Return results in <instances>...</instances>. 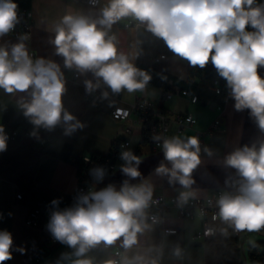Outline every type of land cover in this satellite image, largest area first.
Instances as JSON below:
<instances>
[{
	"label": "crops",
	"instance_id": "1",
	"mask_svg": "<svg viewBox=\"0 0 264 264\" xmlns=\"http://www.w3.org/2000/svg\"><path fill=\"white\" fill-rule=\"evenodd\" d=\"M13 2L17 4V8L32 11L34 28L29 39L22 40V37L9 32L0 36V47L10 52L13 45L22 42L30 58V53H34L31 58L33 63L44 59L57 64L65 84L62 94L63 111L75 118L68 123L79 122L81 126L70 133L67 131L68 123L63 119L51 128L37 126L31 117L25 115L22 107L31 102L32 89L7 93L0 88V123L7 121L21 129L32 130L16 141L7 139V149L0 153V231L7 230L13 239L12 259L4 264H21L26 256L43 246L48 232L47 218L56 208L49 205L45 197L64 201L68 194L78 189L83 180L90 178L79 176L77 166L70 159L43 152V147L61 150L65 144H70V157L90 156L93 153H109L117 137L121 141L129 140L128 146L120 145L114 157L116 169L103 180L95 181L92 192L109 185L119 191L125 180L131 185L147 182L152 186V197L160 192L180 196L181 192L186 191L193 193L189 197H205L217 190L228 193L240 189L244 178L237 169L226 164V159L245 146H254L259 151L261 144H264V130L259 127L250 109L235 108L232 90L225 96L216 93L205 79H199L195 88L201 97L198 102H192L189 96L180 93H174L170 99H162L160 88L163 84H160V79L166 77L175 83L185 81L190 62L170 50L162 38L147 29L146 23L129 16L112 24L111 28L100 24H97V28L106 32V40H113L118 55H125L129 63L138 70L149 73L151 79L143 90L130 93L122 89L115 93L91 70L81 72L75 66L65 70V58L57 54L53 43L56 29L67 28L62 23L65 16L98 21L110 0H101L98 7H90L78 0ZM259 5H264V0H255L253 7ZM246 30L254 31L251 26ZM161 54L165 55L163 59L159 62L152 61V56ZM74 70L79 72L77 78H74ZM257 72L264 79V66H258ZM86 81L98 85L89 95H86ZM98 92L107 95L104 99H97ZM138 97L149 98L155 109L161 108L171 117L185 112H191L197 117V122L183 133L179 134L173 126L169 139L194 137L195 130L206 129L219 114V106H225L224 121L220 128L199 142L201 162L193 170L194 183L189 189H185L178 181L170 183L168 175L156 173V168L161 164L171 168V163L165 159L164 152L156 150L152 141L141 142L142 126L136 123L135 114L126 121H120L111 114L113 107L129 108ZM124 125L130 126L132 132L123 131ZM137 149L140 150L139 154L136 153ZM123 151H131L140 157L139 177L133 179L121 171L124 161L120 154ZM21 191L25 194L19 200L17 194ZM150 203L151 201L144 209L143 216L138 218L142 231L137 233V243L125 248L123 237L113 243L114 247L124 248V264H264V248L258 251L259 260L250 257L252 247L264 242V229L243 230L236 235L230 222L220 218L216 223V234L211 238L201 239L195 236L202 227L201 217H180L177 210L172 209L164 221L151 220L146 215ZM31 207L40 209L38 226L26 223ZM165 225L176 226L179 230L177 233L165 234ZM19 249H23V252ZM112 258V248L106 247L103 241L90 247L82 256L76 255V248L59 242L47 249L38 262L32 264H76L77 260H88L90 264H109Z\"/></svg>",
	"mask_w": 264,
	"mask_h": 264
},
{
	"label": "clouds",
	"instance_id": "2",
	"mask_svg": "<svg viewBox=\"0 0 264 264\" xmlns=\"http://www.w3.org/2000/svg\"><path fill=\"white\" fill-rule=\"evenodd\" d=\"M254 3L255 0H110L98 21L65 16L62 23L67 28L56 29L53 43L57 54L65 58L66 67L93 71L113 92L143 90L150 75L134 67L125 55H118L113 40H106V32L97 28V24L111 28L120 19L132 16L146 23L150 32L193 66L204 67L211 58L232 90L235 108L250 109L264 130V79L257 72L258 66H264V5L253 7ZM17 22V4L0 0V36ZM248 26L254 31H247ZM85 84L87 91L98 86L91 81ZM0 88L7 93L32 89L31 102L22 107L37 126L51 128L61 119L65 123L75 119L62 108L65 84L59 66L44 59L33 63L22 42L13 45L10 52L0 47ZM80 126L79 122L68 123L67 131ZM7 139L0 127V153L7 149ZM162 147L171 168L161 164L156 173L168 175L170 183L178 181L189 189L194 183L193 170L201 162L198 139L189 137L185 142L173 137L165 139ZM120 158L125 176L135 179L141 175L139 156L123 151ZM226 164L237 169L244 182L239 195L219 199V216L238 231H258L264 227V144L259 151L254 146L235 151L227 157ZM91 174L101 181L105 170L97 167ZM152 192L147 182L131 185L125 180L119 191L109 185L79 197L73 207L54 211L47 227L56 240L76 248L77 256L101 241L111 245L120 237L123 247L130 248L142 231L138 218L148 207ZM191 195L190 191L181 192L180 200L186 202ZM12 246L11 233L0 231V264L12 259ZM76 264L90 261L77 260Z\"/></svg>",
	"mask_w": 264,
	"mask_h": 264
},
{
	"label": "built area",
	"instance_id": "3",
	"mask_svg": "<svg viewBox=\"0 0 264 264\" xmlns=\"http://www.w3.org/2000/svg\"><path fill=\"white\" fill-rule=\"evenodd\" d=\"M78 1H81L90 7H98L101 2V0ZM17 21L18 22L15 24V27L9 31V33L16 37H27L26 39H29L34 28V18L32 11L28 8H17ZM211 54H214V50ZM30 56L33 58L34 53L31 52ZM164 57V54L154 55L151 57V59L154 62H159ZM68 69L69 68L65 66V70ZM78 76L79 72L74 70V78H77ZM208 83L214 88L216 93L224 94L225 96H228L230 93L231 88L228 86L226 79L221 77L219 74L214 75ZM147 85L148 83L146 86ZM90 93L91 91H86V95H89ZM174 93H180L182 95L189 96L192 102H198L201 98L196 91L190 92L187 89H183L179 85L175 84L171 79H169L167 81V86L160 88V96L162 99H170ZM105 97L106 95L101 92L96 94L97 99H104ZM224 112L225 106L220 105L219 114L217 117L206 129H196L194 137H196L198 141L201 142L204 141L207 136L213 134L223 123ZM111 114L120 121H126L131 117L132 114H135L137 117L136 123H139L142 126V129L144 126L148 127L154 147L159 152H163V142L165 139H169V133L173 126H175L176 131L180 134L183 133L187 128L192 127L197 122V117L191 112L180 113L171 117L165 110L161 108L155 109L152 100L142 97H138L129 108L123 106L113 107L111 109ZM0 127H3L7 138L14 141L20 139L21 136L30 134L32 132L30 128H25L23 131H21V128L13 126L7 121L1 122ZM123 131L130 133L132 132V128L128 125H124ZM21 132L22 134H20ZM156 137H159V139H156ZM187 139L188 138L186 137L181 138V140L185 142ZM121 144L128 146L130 141H121V139L117 137L113 142L111 150L109 153H107V161L109 162L110 173L116 169L117 165L114 161V157ZM84 159L86 161H90V156H84ZM107 175L108 174L105 173L104 178ZM95 181L97 180L93 176L83 180L78 189L72 193V198H65L64 206L62 208L54 209L53 212L73 207L78 202L79 197L87 195L93 191ZM24 194V191L19 192L17 194V199H22ZM239 194V190L228 193L223 191V195H230L233 197ZM220 198L221 197H208L207 195L205 197H189L186 202H183L180 200V196L178 195H167L165 192H160L152 197L150 208L146 211V215L151 220L164 221L167 213L172 209H176L178 216L180 217L194 218L199 216L202 219V227L199 231H197L195 236L201 239H207L213 237L216 234V223L220 219V209L218 205ZM39 215L40 209L38 207H31L26 216V223L31 226H38ZM51 215L47 218V225L50 222ZM178 230L179 228L176 226H163V231L165 234L177 233ZM242 231L243 230H236L233 226V232L236 235L240 234ZM59 242L60 241L56 240L48 229L43 246L39 247L33 254L26 256L25 260L21 264H32L33 262H38L43 257L47 249L53 247ZM104 245L106 247L112 248V264H124L125 257L123 247H114L113 244L109 245L105 242Z\"/></svg>",
	"mask_w": 264,
	"mask_h": 264
},
{
	"label": "trees",
	"instance_id": "4",
	"mask_svg": "<svg viewBox=\"0 0 264 264\" xmlns=\"http://www.w3.org/2000/svg\"><path fill=\"white\" fill-rule=\"evenodd\" d=\"M217 74H219V72L211 62L210 58L209 62L204 67H200L199 65L193 66L190 63L187 79L185 81L177 82L178 84L174 81L173 82L183 89H187L190 92H194L197 85V81L199 79H205L207 82H209L211 78ZM148 75L150 74L148 73ZM167 81L168 78L162 77L160 79V84H163V87H166ZM24 129L25 128H22L21 131H23ZM20 134H22V132ZM151 141L153 142L150 135V131L147 126H144L142 129L141 142L146 143ZM42 150L43 152L52 154L57 157L70 159V161L77 166L79 176L83 178L91 177L92 170L97 167L103 168L106 174H110L109 162L107 161V154L93 153L92 155H90V161H86L84 159V156L82 155H75L73 157H70L72 151V145L70 144H65L61 150H54L48 147H43ZM136 153L139 154L140 150L137 149ZM45 200L49 205L56 208H62L65 204L64 201H58L50 197H45ZM54 200L57 201L56 204L52 203ZM262 229H264V227H262ZM263 248L264 242L254 245L250 251V257L254 260H259L260 254L258 253V251ZM262 253L264 254V252Z\"/></svg>",
	"mask_w": 264,
	"mask_h": 264
},
{
	"label": "bare ground",
	"instance_id": "5",
	"mask_svg": "<svg viewBox=\"0 0 264 264\" xmlns=\"http://www.w3.org/2000/svg\"><path fill=\"white\" fill-rule=\"evenodd\" d=\"M222 196H223L222 190H217L214 193L208 195V197H222ZM66 198H72V193L68 194Z\"/></svg>",
	"mask_w": 264,
	"mask_h": 264
}]
</instances>
